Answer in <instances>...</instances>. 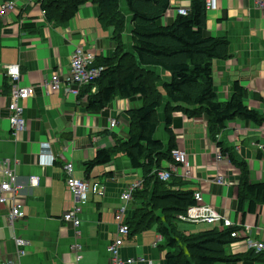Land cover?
Listing matches in <instances>:
<instances>
[{
    "label": "crops",
    "instance_id": "1",
    "mask_svg": "<svg viewBox=\"0 0 264 264\" xmlns=\"http://www.w3.org/2000/svg\"><path fill=\"white\" fill-rule=\"evenodd\" d=\"M121 1L125 3L123 11L119 4L126 20L124 48L131 52V14L126 0ZM191 1L169 0L162 24L170 23L179 9L188 12ZM9 2L14 9L1 13V6ZM41 2L0 0V160L11 161L20 187L18 201L25 213V218L15 221L12 228L7 222L9 209L0 207V264L10 260L15 264H110L108 247L115 239L114 216L123 204L120 196L134 182L140 183L142 176L130 167L123 154L107 165L96 166L88 176L84 164L93 161L98 150L113 145L110 134L126 135L125 112L140 105L116 99L102 112L94 113L86 108L88 94L77 99L45 87L52 74L67 73L76 48L90 50L102 59L112 55L114 46L112 30L103 29L98 21L97 6L86 3L66 26L55 28L46 22ZM206 15L207 32L226 38L230 44V58L215 61L212 67L217 100L228 101L231 87L237 83L247 91L245 105L264 114V16L251 0H218V9ZM11 65L20 68V86L33 90L24 103L25 130L14 139L6 109L10 89L7 68ZM150 69L164 78L168 76L160 69ZM163 109L158 110L156 134L166 147L169 137ZM112 121L116 126L109 129ZM170 130L175 146L185 152L188 161L187 169L173 165V174L187 184L185 189L200 194L204 206L219 211L233 226L242 228L241 239L229 248L230 252H247L244 242L249 236L243 229L264 244V204L254 213L248 212L247 205L243 212L233 210L240 173L227 159L217 160L219 152L208 138L205 120L174 112ZM218 140L246 161L251 183H264V124L232 120ZM66 163L72 164L74 178L88 181L96 190L82 206L77 228L61 221L63 213L73 208V197L65 184ZM218 177L226 184L219 185ZM138 207L131 199L123 218L128 220ZM191 225L219 228L204 223ZM154 230L152 227L130 238L128 235L121 247L122 258L163 263L165 250L160 248L162 241ZM16 239L30 243L22 257L17 255Z\"/></svg>",
    "mask_w": 264,
    "mask_h": 264
},
{
    "label": "trees",
    "instance_id": "2",
    "mask_svg": "<svg viewBox=\"0 0 264 264\" xmlns=\"http://www.w3.org/2000/svg\"><path fill=\"white\" fill-rule=\"evenodd\" d=\"M120 0H42L41 10L46 22L66 26L86 3L98 7V21L103 29H111L114 43L109 58L95 60L104 68L100 77L80 89L77 99L88 94L86 108L100 113L116 99L127 100L138 108L125 112L128 132L125 136L110 134L113 145L97 151L93 161L84 164L85 174L96 166H104L123 154L132 169L141 173L142 185L132 193L139 205L126 220L129 238L155 228L160 236V248L165 250L164 264H253L264 261V252L247 250L232 254L231 245L240 237L232 234L240 226L212 228L194 234L180 232L179 217L197 206L194 191L171 174L170 181L162 183L156 174L176 165L171 151L177 149L170 130L171 115L181 112L188 118H203L208 138L215 143L221 158L239 171L236 201L232 208L254 213L264 204V183L250 182L249 168L233 149L218 140L228 122L240 119L254 125L264 124V114L248 108L244 99L247 91L234 83L232 96L220 102L214 88L212 67L215 61L230 58V44L226 38L213 37L207 32V12L202 0L191 1L186 15L177 14L170 23L162 24L169 9V0H126L131 14V47L124 48L125 18L119 10ZM116 45V46H115ZM150 68L168 73L169 80ZM94 88V92L92 89ZM164 107L167 146L154 139L160 124L158 110ZM191 225V224H189ZM207 225V224H206Z\"/></svg>",
    "mask_w": 264,
    "mask_h": 264
},
{
    "label": "built area",
    "instance_id": "3",
    "mask_svg": "<svg viewBox=\"0 0 264 264\" xmlns=\"http://www.w3.org/2000/svg\"><path fill=\"white\" fill-rule=\"evenodd\" d=\"M204 3L205 12H211L218 9V0H202ZM255 7L264 16V0H251ZM14 9L13 3H5L1 6V13H6ZM179 15H186V9H179L177 11ZM96 57L90 50L83 48H76L71 54L68 71L65 74L56 72L50 76V79L45 83V87L53 93H63L65 96L72 95L75 98L79 96L80 89L90 85L96 79H98L103 72L102 66L95 64ZM7 74L10 82L9 99L7 104V119L10 126V133L12 138H16L26 127V120L24 118V103L33 94L31 88L20 86L21 73L18 65H11L7 68ZM116 126L115 122L110 123L109 129H113ZM171 159L179 166L187 169L188 161L184 151L177 148L171 151ZM220 155L217 156V160H220ZM16 164V163H14ZM169 164L168 170H162L157 172L156 178L162 183L170 181L171 174L174 171L173 165ZM175 166V165H174ZM64 173L66 175L65 184L67 190L73 197V208L63 213L61 221L65 224H70L77 228L80 221V214L82 212V206L89 200L90 195L96 192L95 187H92L86 180H78L73 177V166L70 163L64 165ZM17 178L14 169L11 166L9 159L0 160V207L8 208L7 222L10 227L13 228L14 222L17 220H23L25 218L24 207L18 201L20 196V187L17 184ZM34 183H37L36 179H32ZM217 183L224 185L226 182L218 177ZM142 181L134 182L130 185L129 189L122 193L120 200L123 203L118 212L114 216L115 222V239L108 247V253L110 256V264H154L152 261H148L144 258L136 260L122 258L121 247L124 240L129 235V228L126 224V220L123 218L127 209L126 205L132 199V193L136 189L141 188ZM194 201L197 202L195 208H191L187 211L186 215L180 216L179 221L189 224L204 223L208 225H218L220 228L232 227V223L225 219L222 214L213 208L204 206L202 204V197L199 193H194ZM242 232V230H241ZM243 233L248 235V239L245 240L244 247L246 250H253L255 253L264 252V244L259 243L251 237V233L243 229ZM238 233L232 234V237H238ZM161 241V239H159ZM15 244L18 248L17 255L22 257L26 254V249L30 243L22 239H16ZM232 246V245H231ZM74 250L79 251V247H74ZM1 264H15L13 261H4ZM164 264V263H156Z\"/></svg>",
    "mask_w": 264,
    "mask_h": 264
},
{
    "label": "rangeland",
    "instance_id": "4",
    "mask_svg": "<svg viewBox=\"0 0 264 264\" xmlns=\"http://www.w3.org/2000/svg\"><path fill=\"white\" fill-rule=\"evenodd\" d=\"M119 4H120V10L123 11L124 7H125V3L120 0ZM113 46H114V43H113ZM131 50H132V47H131ZM131 53H133V50L131 51ZM165 80L168 81L169 80V76H167V78H165ZM136 103H138V102H136ZM161 108L162 107H160V109ZM154 139L160 140L159 139V134L154 135ZM126 207H127V205H126ZM198 224H200V223H198ZM177 226H178V229H179L180 232H185L187 234H194V233L198 234L199 231H197V230H210V229H212L211 227H208V226H205V225H195L194 226V225H189V223H185V222H178Z\"/></svg>",
    "mask_w": 264,
    "mask_h": 264
},
{
    "label": "clouds",
    "instance_id": "5",
    "mask_svg": "<svg viewBox=\"0 0 264 264\" xmlns=\"http://www.w3.org/2000/svg\"><path fill=\"white\" fill-rule=\"evenodd\" d=\"M203 202V201H202ZM233 226V225H232ZM241 232V231H240Z\"/></svg>",
    "mask_w": 264,
    "mask_h": 264
}]
</instances>
